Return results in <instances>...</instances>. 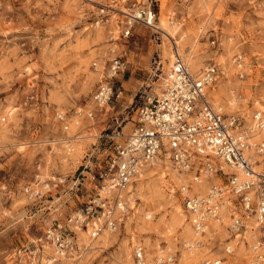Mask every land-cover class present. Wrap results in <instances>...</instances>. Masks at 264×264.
Segmentation results:
<instances>
[{
  "label": "rangeland",
  "instance_id": "1",
  "mask_svg": "<svg viewBox=\"0 0 264 264\" xmlns=\"http://www.w3.org/2000/svg\"><path fill=\"white\" fill-rule=\"evenodd\" d=\"M135 10L152 11L153 28L122 13ZM175 47L192 74L216 68L207 98L225 117L244 126L240 114L264 111V0H0V264H133L136 245L150 256L166 247L180 264L222 255L226 229L186 251L192 232L178 190L192 174L165 162L122 193L132 209L114 233L92 240L70 222L95 196L108 136L128 134L137 109L160 93ZM116 58L122 71L110 78ZM106 84L112 96L100 108ZM59 227L73 232L72 248L49 237ZM246 255L240 244L230 264Z\"/></svg>",
  "mask_w": 264,
  "mask_h": 264
},
{
  "label": "built area",
  "instance_id": "2",
  "mask_svg": "<svg viewBox=\"0 0 264 264\" xmlns=\"http://www.w3.org/2000/svg\"><path fill=\"white\" fill-rule=\"evenodd\" d=\"M142 22L153 28L152 11L142 12ZM130 26L131 23H128ZM129 32L126 30L125 36ZM173 56L172 67L163 78L160 93L147 99L137 109L130 132L126 135L113 132L108 136L109 148L104 165L98 167L96 175L91 177L95 196L81 207L70 222L88 231L92 240L103 230L114 231L127 217L128 210L132 209L128 208L126 199L120 194L126 192L128 185L146 169L167 160L179 173L192 174V184L182 185L178 190L196 234L186 243V251L192 254L200 247L198 237L205 234L210 223L220 222L223 225L222 212L228 204L230 224L224 228L229 236L222 255L206 259L201 264H230L240 244L248 249L247 258L241 259L242 263L264 264V170L258 172L254 169L259 161L253 158V155L264 157V141L250 144V128L247 133L244 132L238 117H225L221 108L208 100L207 90L217 78L214 66L192 74L176 47ZM122 67L120 59H114L110 64L109 77L121 72ZM104 93H108L107 103L112 96L109 84L98 89L95 100H103ZM57 119L62 121L63 116L57 114ZM251 127L255 131L264 128V111L253 112ZM212 160L224 163L228 172ZM212 177L220 184L209 185L203 195L191 194L193 184ZM251 218L255 229L247 238V223ZM49 237L60 249L73 246L71 230L59 227ZM178 259L176 253L166 247H159L153 256L140 245L132 251L133 264H180Z\"/></svg>",
  "mask_w": 264,
  "mask_h": 264
},
{
  "label": "bare ground",
  "instance_id": "3",
  "mask_svg": "<svg viewBox=\"0 0 264 264\" xmlns=\"http://www.w3.org/2000/svg\"><path fill=\"white\" fill-rule=\"evenodd\" d=\"M203 7H204V5L205 4H207V1L208 0H197ZM142 11H140V10H135L134 11V14H130L129 12H127V11H123L122 13L125 15V17L126 18H129L130 20L131 19H134L135 21H142V13H141ZM151 17H152V15H151ZM165 26V25H164ZM161 28V30L163 31V33H164V36H166V38L171 42V40H173V38H174V34L173 33H171V32H169L168 30H167V28H163L162 26L160 27ZM155 29H156V27H155ZM173 32V31H172ZM175 39V38H174ZM172 44H173V42H172ZM178 52V51H177ZM171 58V57H170ZM173 60H174V56L172 55V58H171V61H172V64H173ZM186 65V64H185ZM187 66V65H186ZM172 67V66H171ZM190 70V69H189ZM191 71V70H190ZM104 96H105V98L102 100H98L99 102H98V106H100V108H102L101 106L102 105H106L107 103H105V100H106V98H107V96H108V93H104L103 94ZM99 98V97H98ZM229 110H233L231 107L230 108H228ZM241 115V117L243 118V120H244V122H245V124H244V128H243V131L244 132H246V130H248L249 131V128H250V130L252 131V132H250L251 134H249V136L251 137V140H249V143L250 144H256V143H261V141H264V128H262L261 130H258V131H255V128L253 129V127H251V125H252V119H251V114H250V116L249 115H245V114H240ZM247 133V132H246ZM261 139V140H260ZM252 153V152H251ZM254 157V159H257L258 161H259V164L256 166V167H254V169L256 170V171H261V170H264V157H261V156H257V155H253ZM202 161H203V163H205L206 162V160L204 159V158H202L201 159ZM213 161V160H212ZM165 163H166V165H167V168H169L171 171H173V172H175V173H177L178 175H181V176H183V173H179L178 171H176L175 169H173L172 167H171V165H170V163L167 161V160H165L164 161ZM215 164H216V166H218L220 169H222L224 172H228V169H227V166L224 164V163H222V162H216V161H213ZM173 176H175V175H173ZM162 177H163V175H162ZM173 178H175L177 181H179L180 180V177H178V176H175V177H173ZM134 181V180H133ZM214 181H219V180H217L216 178H214V177H212V178H210V179H206V180H202L199 184H194L193 185V189H194V193H196V194H201V193H203L204 191H206L208 188H209V185H211V183L212 182H214ZM133 183V182H132ZM131 183V184H132ZM131 184H129L128 185V187L127 188H129L130 187V185ZM120 197H122V198H124V199H126V203H127V205L128 206H130V204H129V200H128V198L125 196V195H123V194H120ZM180 214V213H179ZM179 216V215H178ZM230 214H229V210H228V204H226L225 206H224V208H223V212H222V224L223 225H221V224H219L220 222H212V223H210V225H209V227L205 230V234L203 235V236H205L207 233L208 234H210L211 235V233H215L216 232V230L217 231H219V230H221V229H224L225 230V226H228L229 224H230ZM176 217V216H175ZM147 218V217H146ZM180 220V219H179ZM177 221V220H176ZM183 221V220H182ZM179 223L181 222V221H178ZM249 223H247V225H248V229H247V231H246V237L248 238V236H250L251 237V235H252V233H253V230L252 229H255V226H254V224H253V219L251 218V219H249V221H248ZM182 223V222H181ZM183 224V223H182ZM188 224H189V226H190V229H191V232H192V237H191V239H189L188 241H190V240H192V239H194L195 238V233L193 232V229H192V226H191V224H190V222L188 221ZM187 224V225H188ZM175 225V224H174ZM178 224H176V226H177ZM180 226V225H179ZM77 229V231L78 230H81L79 227H77L76 228ZM103 232H109V233H114L113 232V230H103L102 231V233ZM225 232L227 233V231L225 230ZM187 236L189 235V233H190V230H189V228H187L186 227V229H185V232H184ZM101 235V234H100ZM203 236H201V237H198V240L200 241V238H202ZM83 237V234H81L80 233V236H79V238L81 239ZM79 239V240H80ZM237 241V240H236ZM235 242V241H234ZM184 243H187V241L186 242H184ZM203 246V244L201 243L200 244V247H202ZM244 246V245H243ZM199 247V248H200ZM245 247V246H244ZM198 248V249H199ZM246 248V254H248V249H247V247H245ZM63 254V253H62ZM200 255V254H199ZM188 258V257H187ZM213 258H215V257H213ZM246 258H247V255H246ZM181 260H182V256H181ZM182 262V261H181ZM247 263V262H246ZM182 264H190V263H184V262H182Z\"/></svg>",
  "mask_w": 264,
  "mask_h": 264
}]
</instances>
